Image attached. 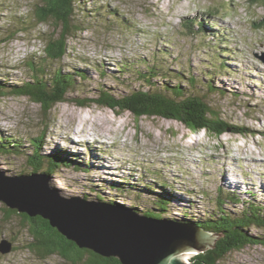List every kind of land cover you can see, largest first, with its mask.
Wrapping results in <instances>:
<instances>
[{
    "label": "rangeland",
    "instance_id": "rangeland-1",
    "mask_svg": "<svg viewBox=\"0 0 264 264\" xmlns=\"http://www.w3.org/2000/svg\"><path fill=\"white\" fill-rule=\"evenodd\" d=\"M252 1L80 0L81 29L69 40L65 59L51 66L73 74L75 89L68 98L81 102L97 97L102 88L119 96L143 87L137 76L144 65H159L173 73L190 70L214 82L216 91L201 86L199 93L210 106L227 122L251 132L217 138L177 121L137 119L130 112L95 104L81 107L76 101L58 104L46 115L28 97L8 93L0 95V142L10 146L19 141L22 149L20 154H0L3 182L38 175L62 198L118 208L140 218L146 217L144 210L160 211L146 194L148 187H154L153 197L171 200V211L162 221L169 226L174 221L193 225L190 222L206 220L216 209L220 188L240 199L238 204L226 199L228 213L239 215L248 202L264 208V29H259L264 5ZM46 2L0 0L1 85L30 80L29 63L45 56L48 38L57 34L53 21L39 24L35 17ZM199 23L207 32L200 31ZM209 44H219L217 50L225 51L219 61L225 69L219 71L207 57L216 51ZM216 68L213 78L203 73ZM169 78L157 77L154 82L168 83ZM180 83L189 87L185 80ZM80 129L83 132L77 134ZM37 137H43V156H63L66 165L62 162L53 174L34 172L29 157L37 150L32 142ZM165 182L171 197L160 189ZM31 194L39 204L37 195ZM6 208L0 201V243L9 240L14 249L0 252V264L63 263L58 256L41 261L25 248L28 223L24 226L18 211L11 221H4ZM248 233L262 238L264 228L251 227ZM222 264H264V245L257 241Z\"/></svg>",
    "mask_w": 264,
    "mask_h": 264
},
{
    "label": "trees",
    "instance_id": "trees-1",
    "mask_svg": "<svg viewBox=\"0 0 264 264\" xmlns=\"http://www.w3.org/2000/svg\"><path fill=\"white\" fill-rule=\"evenodd\" d=\"M79 3L80 0H47L46 5L36 11L35 17L38 23L44 24L53 21L56 25L55 33L57 32V34L52 33L48 38L45 56L38 62L31 61L29 63L30 80L17 85L6 84L4 86L0 83L1 96L10 93L20 97H28L33 102L40 104L46 115L58 104L76 101L75 103L81 107H90L95 104L107 107L117 113L130 112L137 119L148 117L177 121L195 132L206 131L217 138L229 132L234 135H245L247 132H251L247 127L227 122L210 106L207 97L199 93H201V86L207 87L209 92L216 91L214 82L212 80L209 82L204 81L200 75L197 76L191 73L190 70L173 73L159 65H144V69L138 73V76L136 75L137 79L144 84L143 87L133 88L130 86L132 88L128 93H122L119 96L102 88L97 97L88 98L87 102L68 98V95L75 89L73 74H65L62 68L53 70L51 66L55 62L65 59L68 55L69 40L81 29L77 22ZM252 3L264 5V0H253ZM260 23L259 29H264V18ZM189 27L193 31L192 26ZM199 28L201 32L206 30L201 23H199ZM58 30L60 31L59 34ZM218 47L219 44H209V48L216 49V51L208 52L207 57L214 62L213 66L220 71L225 69V66L219 63V61H222L220 58L222 49L217 50ZM154 56L157 61L160 60L156 58L155 54ZM125 68L129 69L126 66ZM217 68L214 71L205 70L203 73L213 78ZM186 75L187 77H185ZM157 77L164 79L170 77V81L171 79H179V82L174 84L170 81L168 83L163 81L161 83L154 82ZM183 80L189 86L187 89L181 86L180 81ZM123 84L126 85L124 82ZM127 86L129 87L128 84ZM32 142L37 149L29 157V163L34 172L53 174L56 169H59L62 162H64L62 164L64 165L68 161L60 155L43 156L40 153L43 137L32 139ZM21 149V142L19 141L12 142L10 146L5 141L0 142V154L11 155L14 152L20 154ZM167 186L168 183L165 182L160 189L164 190L168 197H171L172 195L166 190ZM94 190L101 191L97 187ZM146 191L148 197L154 199L155 208L160 210L156 212L154 208L144 210L146 216L163 221L165 214L171 211V200L169 198L165 199L164 196L153 197L155 195L154 187H148ZM138 195L140 196V194ZM226 199L237 204L240 200L238 196L226 195L225 191L220 188L214 199L216 209L210 210V217L203 221L190 222L199 228L220 235L216 248L195 256L191 260V264H222L231 254L243 251L257 241L264 245V235L262 238L256 239L248 233L251 227L264 228V208L254 202H248L247 208L236 216L225 211ZM16 213V210L6 208L4 210V221H11L13 214ZM19 215L25 218L24 226L28 223L30 234V239L24 247L36 254L41 261H46L52 256H58L63 260L62 264H121L115 258H104L90 250L80 249L74 242L62 236L57 229L52 228L49 221L41 217L30 218L26 214ZM174 222L186 224V222L181 221Z\"/></svg>",
    "mask_w": 264,
    "mask_h": 264
},
{
    "label": "water",
    "instance_id": "water-1",
    "mask_svg": "<svg viewBox=\"0 0 264 264\" xmlns=\"http://www.w3.org/2000/svg\"><path fill=\"white\" fill-rule=\"evenodd\" d=\"M8 183L0 177V201L8 208L30 218L41 217L80 249L115 258L121 264H191L195 256L215 249L220 239L217 233L194 224L169 226L147 216L128 215L118 208L94 207L62 198L38 175ZM31 192L37 195L39 204ZM13 249L9 240L0 243L3 254Z\"/></svg>",
    "mask_w": 264,
    "mask_h": 264
},
{
    "label": "bare ground",
    "instance_id": "bare-ground-1",
    "mask_svg": "<svg viewBox=\"0 0 264 264\" xmlns=\"http://www.w3.org/2000/svg\"><path fill=\"white\" fill-rule=\"evenodd\" d=\"M90 131H92V129H90ZM83 132V130L82 129H80V130H78L76 133L77 134H79V133H82ZM90 133V132H89ZM90 135H94L93 133H90ZM105 136L106 137H108V134H105ZM102 171V170H101ZM100 172V171H99Z\"/></svg>",
    "mask_w": 264,
    "mask_h": 264
}]
</instances>
